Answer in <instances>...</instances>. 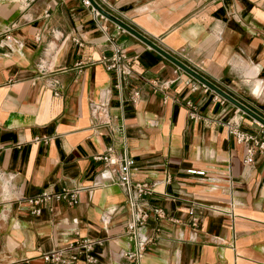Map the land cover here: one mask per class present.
I'll return each instance as SVG.
<instances>
[{"label": "crops", "instance_id": "0c3cea01", "mask_svg": "<svg viewBox=\"0 0 264 264\" xmlns=\"http://www.w3.org/2000/svg\"><path fill=\"white\" fill-rule=\"evenodd\" d=\"M93 1L264 118V0ZM115 46L122 76L101 60ZM174 69L82 0H0V264H50L42 252L81 236L103 241L74 264H133L126 194L94 157L108 146L164 211L141 264H264V152L245 163L225 125L241 113L256 131L254 116ZM62 186L81 188L75 204L30 211L27 196Z\"/></svg>", "mask_w": 264, "mask_h": 264}, {"label": "built area", "instance_id": "2783aa9c", "mask_svg": "<svg viewBox=\"0 0 264 264\" xmlns=\"http://www.w3.org/2000/svg\"><path fill=\"white\" fill-rule=\"evenodd\" d=\"M82 2L84 5L91 8L95 17H105V15L93 5L92 0H82ZM117 25L122 30L128 31L121 25ZM4 36L8 40L11 39L10 33H6ZM170 54L190 66L186 60V56L181 51L178 52L180 56H176L173 53ZM101 60L106 69L114 71L117 76L125 75L129 71V66L131 64L130 57L121 46L113 47L112 52L109 55H102ZM173 63L175 65L174 71L183 69L177 63ZM191 78L196 77L190 74L186 82H190ZM196 79L205 89L211 88L205 82L198 78ZM163 86H165V84H163ZM137 95L138 91L134 90L131 95L132 100H135ZM241 117L242 115L240 113L230 118L225 125L227 132L236 141L246 142V153L243 160L245 163L249 164L254 161V155L256 152H264V122L256 117H252V122L255 124L257 130H245L239 126ZM94 157L102 160L104 164L116 169L117 183L122 187L126 194L129 208L128 218L125 222V231L134 244L133 248L125 251L123 255L133 264H141V257L144 249L147 243L153 239L152 234L144 231L143 228L145 227L151 213L156 217H162L164 215V211L161 207L151 206L149 203L148 197L154 190L153 184L148 180L133 181L131 175L133 174L132 165L134 159L126 153H116L111 146H108L104 152L96 154ZM188 171L198 174L204 173L203 169L196 168H189ZM80 189L81 188L78 186H62L59 189L46 187L33 195L27 196L26 200L30 204V211L32 213H37L41 205H45L52 209V201L54 200H61L68 205L75 204L78 201ZM188 211L190 214H193L194 208L190 206ZM192 224H196V217H192ZM102 241V239L81 236L80 238L71 240L64 245L53 247L50 250L42 252L41 257L50 264H74L81 255L84 256L85 260L94 262L97 260V257L91 251L94 244L102 243Z\"/></svg>", "mask_w": 264, "mask_h": 264}, {"label": "water", "instance_id": "95a60500", "mask_svg": "<svg viewBox=\"0 0 264 264\" xmlns=\"http://www.w3.org/2000/svg\"><path fill=\"white\" fill-rule=\"evenodd\" d=\"M93 2V5L99 9L107 18L113 20L114 22H116L117 24L121 25L122 27L126 28L129 32H131L132 34H134L135 36L139 37L141 40H143L144 42H146L148 45L152 46L153 48H155L156 50H158L160 53H162L163 55H165L166 57H168L170 60H172L173 62L177 63L178 65H180L183 69H185L187 72H189L190 74H192L193 76H195L196 78H198L199 80L205 82L206 84H208L211 88H213L214 90H216L217 92H219L221 95L225 96L226 98L230 99L231 101H233L234 103H236L241 109H243L245 112L251 114L252 116L258 118L259 120L264 122V118L262 116H260L259 114H257L256 112H254L253 110H251L249 107H247L245 104H243L242 102L236 100L235 98H233L232 96H230L229 94H227L225 91H223L222 89H220L219 87H217L216 85H214L211 81H209L208 79H206L204 76H202L201 74H199L196 70H194L193 68H191L190 66L186 65L185 63H183L182 61H180L179 59H177L176 57H174L172 54H170L167 50L163 49L162 47H160L158 44H156L154 41H152L150 38L146 37L144 34H142L141 32H139L137 29H135L134 27H132L131 25H129L127 22L123 21L121 18L113 15L112 13H110L108 10H106L105 8H103L102 6H100L99 4H97L96 2Z\"/></svg>", "mask_w": 264, "mask_h": 264}]
</instances>
